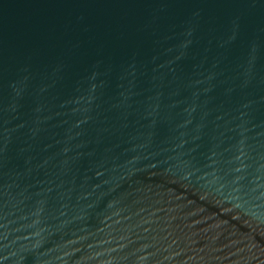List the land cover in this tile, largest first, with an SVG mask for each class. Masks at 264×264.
<instances>
[{"label": "water", "instance_id": "obj_1", "mask_svg": "<svg viewBox=\"0 0 264 264\" xmlns=\"http://www.w3.org/2000/svg\"><path fill=\"white\" fill-rule=\"evenodd\" d=\"M0 264H264V0H0Z\"/></svg>", "mask_w": 264, "mask_h": 264}]
</instances>
